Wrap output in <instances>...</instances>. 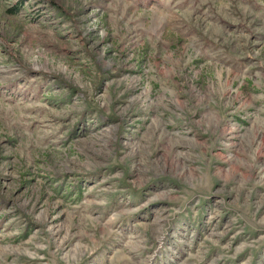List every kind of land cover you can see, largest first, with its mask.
Returning <instances> with one entry per match:
<instances>
[{"label":"rangeland","instance_id":"rangeland-1","mask_svg":"<svg viewBox=\"0 0 264 264\" xmlns=\"http://www.w3.org/2000/svg\"><path fill=\"white\" fill-rule=\"evenodd\" d=\"M0 264H264V0H0Z\"/></svg>","mask_w":264,"mask_h":264}]
</instances>
